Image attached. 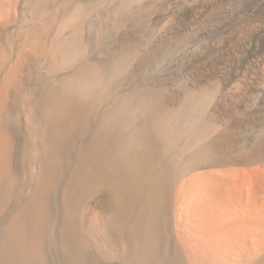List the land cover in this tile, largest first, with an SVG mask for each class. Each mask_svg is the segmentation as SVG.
Listing matches in <instances>:
<instances>
[{
    "label": "bare ground",
    "instance_id": "obj_1",
    "mask_svg": "<svg viewBox=\"0 0 264 264\" xmlns=\"http://www.w3.org/2000/svg\"><path fill=\"white\" fill-rule=\"evenodd\" d=\"M13 15L38 66V187L0 264L42 259L48 236L69 264L87 247L118 264H264V0H0ZM101 193L111 210L84 217Z\"/></svg>",
    "mask_w": 264,
    "mask_h": 264
},
{
    "label": "rangeland",
    "instance_id": "obj_2",
    "mask_svg": "<svg viewBox=\"0 0 264 264\" xmlns=\"http://www.w3.org/2000/svg\"><path fill=\"white\" fill-rule=\"evenodd\" d=\"M8 18H0V251L13 221L22 216L23 210L31 202H36L33 195L38 187V174L32 169L31 160L35 164L38 163L39 159L38 152H33L30 149L33 145V139L25 133L28 124L27 114L32 108V105L29 106L27 101L31 98L32 93L38 90V81L36 80L38 66L33 64V61L30 60L32 58L26 56L24 61L21 56V42L23 40L21 17L13 15ZM28 33L29 31L25 35ZM17 63L22 65V75L17 79L18 84L13 88L8 78L11 75L10 72L18 65ZM7 96H10V98L7 99ZM21 116H23V119ZM54 184L53 182L47 187V209L50 224L54 223L56 218L63 212L59 207L61 202H58L62 192ZM111 207L112 201L109 195L101 193L89 202H85L82 212L84 217L87 216L86 218H99L101 214L109 212ZM29 237L30 240L33 235L31 234ZM54 239V237L48 236L43 258H38L35 252L29 256V264L31 262L32 264H69V258L59 252L57 240ZM85 249L83 251L84 264H118L111 252L112 258L107 260L97 254L93 247ZM36 251L38 252V250Z\"/></svg>",
    "mask_w": 264,
    "mask_h": 264
}]
</instances>
